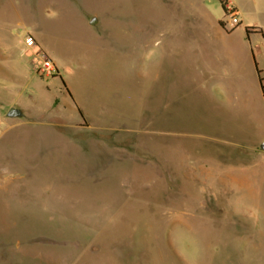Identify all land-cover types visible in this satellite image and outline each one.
<instances>
[{
	"label": "rangeland",
	"instance_id": "374dc122",
	"mask_svg": "<svg viewBox=\"0 0 264 264\" xmlns=\"http://www.w3.org/2000/svg\"><path fill=\"white\" fill-rule=\"evenodd\" d=\"M234 1L236 26L221 0H0V264H264L252 58L197 40L256 30L264 77V0Z\"/></svg>",
	"mask_w": 264,
	"mask_h": 264
},
{
	"label": "crops",
	"instance_id": "0c3cea01",
	"mask_svg": "<svg viewBox=\"0 0 264 264\" xmlns=\"http://www.w3.org/2000/svg\"><path fill=\"white\" fill-rule=\"evenodd\" d=\"M228 1L235 9L236 14L239 17V20L243 19L242 9L236 4L234 0H228ZM252 2L254 4V0H251V5ZM226 26L227 25L225 23V27H222L219 22L218 28L215 29V32L203 33L197 40L199 42L202 41L206 42L204 45H201L203 46V49H205V52L211 53L214 59L216 60V62H219V64L224 66H229L233 64L238 66L239 65L237 59L238 53L242 55L250 56V59L252 58V64H251L252 67L254 65L255 82H253V84L251 83L249 87L250 88L253 87L254 93H258L264 99V91L262 89V86H264V77L262 78L260 76L261 72L257 68L258 66L257 58L253 51L254 48H256L257 51L261 50V45H253L251 42V37L257 34L256 30H252L250 33H246V35H236L234 33H228L226 31ZM213 69L215 70V68H212L211 71H214ZM242 78L243 77L235 76L234 82L232 83H236V84L235 85L232 84L231 88L237 89L245 85L246 82ZM261 78L263 79L262 82L260 80ZM3 125H8V122L0 114V129L3 127ZM260 145L261 142H258L255 145L254 152H259V148H262ZM262 150L264 151L263 148Z\"/></svg>",
	"mask_w": 264,
	"mask_h": 264
},
{
	"label": "built area",
	"instance_id": "2783aa9c",
	"mask_svg": "<svg viewBox=\"0 0 264 264\" xmlns=\"http://www.w3.org/2000/svg\"><path fill=\"white\" fill-rule=\"evenodd\" d=\"M226 8H227L228 13L232 15L231 24L233 26L240 24L239 17L236 14V11L234 10L230 2L226 4ZM30 44L34 45L33 40H30ZM38 72L42 76L53 77L59 73V69H58L57 64L51 58H49L45 53L42 52L39 55Z\"/></svg>",
	"mask_w": 264,
	"mask_h": 264
},
{
	"label": "water",
	"instance_id": "95a60500",
	"mask_svg": "<svg viewBox=\"0 0 264 264\" xmlns=\"http://www.w3.org/2000/svg\"><path fill=\"white\" fill-rule=\"evenodd\" d=\"M91 24H92V25L97 24V19L94 18V19L91 21ZM22 116H23V113H22L19 109H17V108H12V109H10L9 112L7 113V117H9V118H20V117H22ZM262 148L264 149V144H263Z\"/></svg>",
	"mask_w": 264,
	"mask_h": 264
},
{
	"label": "trees",
	"instance_id": "16d2710c",
	"mask_svg": "<svg viewBox=\"0 0 264 264\" xmlns=\"http://www.w3.org/2000/svg\"><path fill=\"white\" fill-rule=\"evenodd\" d=\"M221 2H222V5H223L225 11H227V9H226V7H225V5H224V3H223L222 0H221ZM220 25H221L222 27H225V22L221 21V22H220ZM260 80H261V82L263 81L262 78H261ZM262 89H263V91H264V86H262Z\"/></svg>",
	"mask_w": 264,
	"mask_h": 264
}]
</instances>
